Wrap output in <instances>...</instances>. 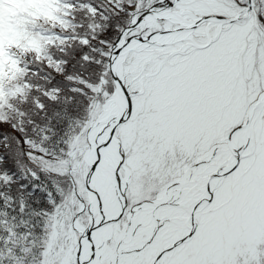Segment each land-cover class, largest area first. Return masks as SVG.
<instances>
[{
	"label": "snow or ice",
	"instance_id": "1",
	"mask_svg": "<svg viewBox=\"0 0 264 264\" xmlns=\"http://www.w3.org/2000/svg\"><path fill=\"white\" fill-rule=\"evenodd\" d=\"M0 264H264V0H0Z\"/></svg>",
	"mask_w": 264,
	"mask_h": 264
},
{
	"label": "trees",
	"instance_id": "2",
	"mask_svg": "<svg viewBox=\"0 0 264 264\" xmlns=\"http://www.w3.org/2000/svg\"><path fill=\"white\" fill-rule=\"evenodd\" d=\"M22 10H23V5H19V6L16 7L15 11L13 13H11L10 15L15 16L16 12H20ZM7 15H9V14H6L5 23H7Z\"/></svg>",
	"mask_w": 264,
	"mask_h": 264
}]
</instances>
